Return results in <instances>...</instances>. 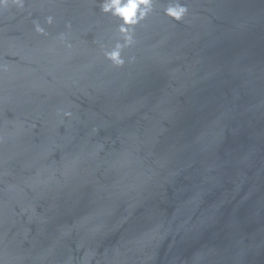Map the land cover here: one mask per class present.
<instances>
[{
    "label": "water",
    "instance_id": "95a60500",
    "mask_svg": "<svg viewBox=\"0 0 264 264\" xmlns=\"http://www.w3.org/2000/svg\"><path fill=\"white\" fill-rule=\"evenodd\" d=\"M104 2L0 0V264H264V0Z\"/></svg>",
    "mask_w": 264,
    "mask_h": 264
},
{
    "label": "clouds",
    "instance_id": "9594fccd",
    "mask_svg": "<svg viewBox=\"0 0 264 264\" xmlns=\"http://www.w3.org/2000/svg\"><path fill=\"white\" fill-rule=\"evenodd\" d=\"M151 0H105L102 5V11L104 13H110L111 15L120 18L121 27L120 31L122 33H128L130 31V26H134L144 16L150 8ZM186 8L180 5L169 7L166 14L173 19L179 21L186 12ZM131 37H128L130 41ZM120 45L116 46V49L106 53L107 58L112 60L117 64H122L123 60L120 58Z\"/></svg>",
    "mask_w": 264,
    "mask_h": 264
}]
</instances>
